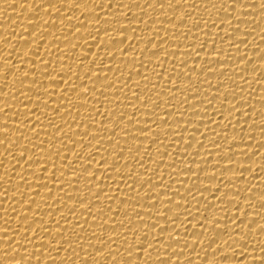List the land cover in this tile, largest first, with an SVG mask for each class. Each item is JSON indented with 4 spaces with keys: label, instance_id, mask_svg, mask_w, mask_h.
I'll use <instances>...</instances> for the list:
<instances>
[{
    "label": "bare ground",
    "instance_id": "obj_1",
    "mask_svg": "<svg viewBox=\"0 0 264 264\" xmlns=\"http://www.w3.org/2000/svg\"><path fill=\"white\" fill-rule=\"evenodd\" d=\"M0 264H264V0H0Z\"/></svg>",
    "mask_w": 264,
    "mask_h": 264
}]
</instances>
